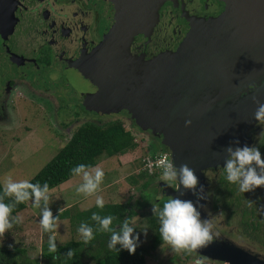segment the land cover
Here are the masks:
<instances>
[{
	"label": "rangeland",
	"instance_id": "374dc122",
	"mask_svg": "<svg viewBox=\"0 0 264 264\" xmlns=\"http://www.w3.org/2000/svg\"><path fill=\"white\" fill-rule=\"evenodd\" d=\"M194 3L197 4L199 2L195 0ZM196 4L190 5V7L195 8ZM255 8H253L254 12H256ZM70 11L71 8H67L66 17L72 16ZM191 21V23L188 22L185 25L197 32L207 20L199 22L200 19L195 17ZM233 21L234 19L228 18L224 24L228 26ZM253 25L263 30L261 32L262 35L260 38L256 34H251L252 37L250 35V39L256 40L258 38V41H255L256 44L252 48L251 46L245 47L242 57L238 56L239 50L236 48L231 50L234 57L224 56V50L222 54L217 52L216 56L212 53L207 55L203 49L199 50V47L204 48L205 45H210L213 46V53L215 54V46L224 45L227 37L225 34L216 36L215 34L207 33L208 36H204L203 39L202 36L196 35L198 43L191 39V35L184 36V39H178V36L172 35L175 38L174 42L177 41L178 44L174 51L171 49H160L151 56L140 58L129 54L123 58L114 54L117 51L111 48V51L102 50L98 63L91 65V67H89V64L94 61L93 55L88 56L90 62L84 59L76 63V60L73 64H78V67H76L82 70L79 76L72 72L68 74L64 72L63 76H58L55 70H19L26 74L23 75L18 72L16 75V81L19 80L18 83L23 84V89L11 88L9 89V96H7L6 92L5 94L2 93L0 100V181L8 174L14 180H29L68 141L71 134L86 122L90 121L98 125H105L111 122L119 123L125 131L131 133L134 138L135 148L123 155L109 158L102 156L97 159L94 167L99 165L104 171V178L97 195L104 197L105 204H126V207L128 205L127 211L132 210L136 213L131 216V219L135 221L133 224L136 228L134 236L139 235L136 250L148 249L153 239V232L150 230L146 219L153 214L152 206L156 197L155 195L154 197L152 196L156 191L157 194L161 195L162 192L158 189L161 187L168 192V196L164 195V198L172 197L171 193L176 190L177 185L169 187L161 181L160 170L153 173V176L143 170V160L148 157L166 154L159 145L157 129L135 123L124 107H119L117 112L110 108L111 106L113 107V99L110 96H114V93H112L114 87L109 86L111 93H108L109 89L105 88V85L108 83V75H111V73L116 74V71H113L110 65L113 64L114 60H118V66H120L121 62L119 59H122V65L126 67L125 70H132L129 72L130 74L133 72L134 75L142 78L150 72L148 70H151V78L156 79L154 83V90L156 91L155 86L158 85L159 87L161 82H157L159 78H162L160 76L171 75L173 73L172 70L181 73L189 70L194 72L193 69H196L198 73L200 71V77L203 75L204 81H210L214 75V78L219 76V80L228 82L235 70L246 64L248 66L240 69L238 76L244 84L242 88L246 87L248 92H251L253 90H249V85L255 84L257 87L264 81V22L255 21L254 19ZM218 30L222 32L224 28L218 26ZM251 32L254 33L255 30ZM163 38L167 40L165 34H163ZM185 39H188V41ZM244 41L232 38L229 41V46L225 48L230 49L231 45L238 44L241 46ZM130 47H132V44H130ZM196 47H198V50L195 49ZM189 48H192L191 53H189ZM208 50L210 51L211 49L209 48ZM173 53L186 54L182 55L183 59L179 61V57L173 55ZM132 58H139V65H141L140 62L144 64L152 62L155 64L151 65L153 70L146 66V68L140 67L138 64L129 65L131 63H128L129 61L126 62V59ZM69 62H71V59H69ZM159 63H161L160 67H162L163 63L167 64V73L162 74V70L158 71L156 69ZM134 66L137 69L132 68ZM2 67L1 65L0 73L4 71ZM86 67L90 75L84 72ZM105 69H107L106 73ZM247 71L250 73L249 76H252L251 81L248 83L243 79ZM92 73H95V78H92ZM10 79L12 81L15 80L13 78ZM112 79L114 80L115 78ZM128 80H130L129 82L133 81L132 78ZM26 84L27 87L25 86ZM182 91L184 92V90ZM245 95L246 93L243 96ZM4 106L8 109L5 110L7 115H2ZM262 130H264V125H259L257 122L242 136L236 137L228 147L260 146L257 137ZM237 141L239 142L238 144L236 143ZM154 147H156V150H154ZM228 147L223 149L225 154ZM260 152L262 158H264V151L261 150ZM189 153L190 158L195 163L194 171L199 181L196 191L199 192L200 187L204 190L203 195L205 198L198 201L195 196L194 203L201 214V219H208L209 213L214 217L221 213L214 220L215 231L219 236L214 242L231 245L264 262V187L238 195L239 191L236 185L229 184L225 180L226 183L223 188V185L218 182L217 173H219V167L224 166V160L219 164L217 163L218 161L213 160L211 157L201 158L202 152L198 153L192 150ZM81 182L80 177H72L61 183L65 190L61 194L59 193L61 197L57 200L63 203L68 202L64 206L68 207L66 211H70V215H75L79 211L76 204L71 206L75 201L71 200L69 195L76 193L75 189ZM223 189L232 191L233 194L226 195L222 191ZM221 191L224 198L221 197ZM77 195L81 194L76 193L75 196L78 197ZM80 198L83 201L77 202V204L80 203L81 207L79 209L81 211L95 206V197L85 198L81 195ZM211 199L216 203L220 200L224 204L218 203L217 208H219L212 212L209 204ZM248 201L254 203L249 205ZM62 204L49 203L52 213L60 211L63 208ZM249 206L250 209L253 207L255 209L248 213L244 212L248 211ZM29 207L40 215L43 202L40 209H34L32 204ZM29 207H26V210L24 209V212L19 215L20 223L15 224L4 236H0V247H22L30 257L40 259V246L46 240V237L43 236L44 233L41 231L39 221L36 220V215L35 217L34 215L30 216ZM249 222L253 223L245 230V226ZM254 224L257 228L254 227ZM77 229L78 227H74L66 219L65 224L56 226V243L61 246L69 241H81ZM238 239L240 242H238ZM251 248L254 250L252 251ZM143 257L144 264H194L193 256L185 257L183 254H172L166 246L161 248V245L154 251L144 252ZM39 264L44 263L39 260ZM204 264L223 263L204 259Z\"/></svg>",
	"mask_w": 264,
	"mask_h": 264
},
{
	"label": "flooded vegetation",
	"instance_id": "af4514ba",
	"mask_svg": "<svg viewBox=\"0 0 264 264\" xmlns=\"http://www.w3.org/2000/svg\"><path fill=\"white\" fill-rule=\"evenodd\" d=\"M194 1L0 0V66L4 68L0 73V100L2 93L6 92L9 96V89L23 87V84L18 83L19 80L16 81V75L18 72L26 74L19 70H55L58 76H63L64 72L79 76L82 70L73 63L84 59L90 62L88 56L101 45L140 58L151 56L160 49L174 51L178 44L172 35L184 39L187 31L190 32L185 23H191L195 17L209 20L223 13L221 18L224 21L234 19L232 23H252L254 19L264 22V0H197V4ZM193 4H196L195 8L190 7ZM67 8H71L70 17L65 16ZM262 31L258 29L249 33L260 38ZM193 35L196 37L194 31ZM3 109L2 115H7L5 110L8 109L5 106ZM258 147L264 151V146ZM221 168L217 177L224 188L226 181ZM224 190L226 195L232 192ZM222 191L221 196H224ZM218 203L222 202L209 200L212 212ZM254 209L249 206L248 211L244 212ZM252 223L249 222L245 230ZM254 227L257 228L255 224Z\"/></svg>",
	"mask_w": 264,
	"mask_h": 264
},
{
	"label": "water",
	"instance_id": "95a60500",
	"mask_svg": "<svg viewBox=\"0 0 264 264\" xmlns=\"http://www.w3.org/2000/svg\"><path fill=\"white\" fill-rule=\"evenodd\" d=\"M224 14L226 15V12ZM221 17H223V13L215 19L207 20L204 26L194 33L202 36V38L204 36L207 37L208 34H215L216 36L225 34L227 37L224 45L215 46V54L213 53V46L210 45H205L204 48L199 47V50L203 49L207 55L212 53L215 56L217 52L222 54L224 50V56L232 57L233 52L231 50L236 48L239 50L238 56L242 57L245 47L251 46L252 48L256 44L255 41H258V38L256 40L249 38L251 35L249 32L258 28L253 25V22L232 23L226 26L224 24L226 21ZM202 21L204 22L205 20L200 19L199 22ZM218 26L224 28V30L220 32ZM187 33L186 36H192L193 29H190V32L187 31ZM231 33H233V36H230ZM232 38L245 41L241 46L239 44L231 45L230 49H226L225 47L229 46V41ZM191 39L195 43L198 42L194 35ZM185 40L188 41V39ZM109 48L111 47L107 45H101L97 48L92 53L94 56L92 65L98 63L100 54H102L101 51H111L108 50ZM209 48L211 49L210 51L208 50ZM195 49L198 50V47ZM188 50L191 53L192 48ZM114 54L123 58L126 54L129 55V53L124 51ZM185 54L173 53V55L179 57V61L183 59ZM118 58L120 57L118 56ZM121 60L119 59L121 62L120 66H118V60L112 62L116 67L113 64L110 65L113 71H116V74L111 73V75H108V83L105 85V88L108 89L109 86L114 87L112 91L114 96H110L113 99V107L111 106L110 108L117 112L119 107H124L135 123L157 129L159 145L162 151L169 155V159H171V153L173 154L172 158L176 167H179L182 163H187L190 168L194 169L195 163L189 156V151L192 150L198 153L202 152L201 158L211 157L221 164L226 158L223 149L228 147L236 137L242 136L257 123L254 119L257 105L253 102L252 97L255 96L260 103L264 104V81L251 92H248L246 87L242 88L244 84L239 78L238 72L240 69L246 68L248 66L246 64L236 69L228 82L219 80V76L214 78V75L210 81H204L203 75L200 77L201 73L200 71L198 73L196 69H193L194 72L189 70L181 73L172 70L173 73L171 75L160 76L162 78H159L157 82H161L159 87L158 85L155 86V91L154 83L156 79L151 78V70H148L150 72L144 78L138 77L133 72L129 73L132 70H125L126 67L122 65ZM126 62L131 63L129 65H139V58L126 59ZM140 64V67H148L152 70L153 66L151 65H155L152 62L145 64L140 62ZM160 64L156 69L158 71L162 70V74L167 73V64L163 63L162 67H160ZM132 68L137 69L136 66ZM84 72L90 75L87 67ZM106 72L107 69H105ZM247 72L243 77L246 83L252 79V76H249L250 73ZM91 76L95 78V73H92ZM112 78L115 79L113 80ZM129 78H132L133 81L129 82ZM107 92L111 93L110 89ZM245 93L246 95L243 96ZM106 98L108 99V97ZM186 120L192 121L190 127H185ZM164 192L168 196V192L165 190ZM181 192H183V195L180 194ZM171 195L174 198L191 200L195 203V195H193L192 191L184 190L182 187L178 191V185ZM199 254L206 257V259L226 264H264L255 256L231 245L217 242H213L208 247L201 249Z\"/></svg>",
	"mask_w": 264,
	"mask_h": 264
},
{
	"label": "clouds",
	"instance_id": "9594fccd",
	"mask_svg": "<svg viewBox=\"0 0 264 264\" xmlns=\"http://www.w3.org/2000/svg\"><path fill=\"white\" fill-rule=\"evenodd\" d=\"M256 85H249V90H255ZM243 95V94H242ZM253 102L257 105L254 112V119L259 125H264V104L260 103L255 96ZM191 120L185 121V127H190ZM260 145H264V130L257 137ZM239 143L238 141L236 142ZM164 155L158 160L160 168V179L167 186L178 185V191L182 187L184 190L192 191L197 200L204 199L203 188L200 187L197 192L198 177L193 168L187 163H182L176 167L172 158ZM222 175L229 184H234L241 193L253 192L257 188L264 187V158L258 146L228 147L226 149V158ZM73 177H80L82 182L76 187L77 194L87 197H95V206L101 211L104 209L105 200L101 195H97L100 185L104 178L103 169L97 165L95 167L86 164H78L71 170ZM51 189L47 182L41 186L40 182L32 183L29 180H14L8 174L0 181V236H4L15 224L20 222L19 217H13L12 212L17 205L31 200L34 208L40 209L43 202L42 211H40L39 224L44 232L51 233L48 239V248L50 253L58 251L56 245V226L59 222V216L54 217L49 207ZM183 195V192L180 193ZM11 203H6L5 198ZM249 205L254 202L248 201ZM202 207V205H201ZM153 217L158 224V234L162 240L161 248L165 246L172 254H183L193 256L194 264H204L206 257L199 254L201 249L208 247L218 238L215 231L214 220L221 213L214 217L209 213L208 219H201L197 205L191 200L167 197L162 203H153ZM91 220L96 222L98 227H93L87 223L81 222L77 232L84 244L90 243L95 239L96 233H107L109 240L107 247L110 250H127L129 254H134L138 246L139 235H135V221L131 218H125L117 227H113L116 217L113 215H101L99 212H93ZM119 245V249L117 248ZM75 250H70L66 257L72 259ZM222 263V262H221ZM226 264V263H225Z\"/></svg>",
	"mask_w": 264,
	"mask_h": 264
},
{
	"label": "trees",
	"instance_id": "16d2710c",
	"mask_svg": "<svg viewBox=\"0 0 264 264\" xmlns=\"http://www.w3.org/2000/svg\"><path fill=\"white\" fill-rule=\"evenodd\" d=\"M134 148V138L119 123L111 122L105 125H98L89 121L79 126L71 134L68 141L29 181L32 183L40 182L41 186H43L44 182H47L50 189H52L73 177L70 170L74 166L83 163L94 167L97 159L102 156L109 158L123 155ZM154 150H156V147H154ZM158 189H160L162 194H157V191L153 192L152 197L154 195L156 197L153 203H162L167 199L164 198L166 194L163 188L159 187ZM232 194L231 192L230 195ZM221 197L224 198V196ZM5 202L11 203L7 197L5 198ZM27 202L17 205L12 212V216L16 217L19 212L24 210ZM127 207L126 204H105L102 211L93 206L88 210L76 213L74 217H69L66 211L53 216H59L60 219H68L74 227H79L81 222H84L95 228L98 226L96 222L91 220V215L93 212H99L101 215H113L116 217L113 227H117L125 218H131L132 215L136 214L132 210L127 211ZM146 220L150 226V230L153 232V239L148 249L136 250L134 254H129L127 250H120L118 252L110 250L107 247L109 240L107 233H96L95 239L88 244H84L82 241H69L60 246L56 243L58 251L50 253L48 239L51 233H46L41 228L46 240L40 246V259L30 257L22 247L1 246L0 264H39V260L44 264H144V252L154 251L162 244L157 230L158 224L153 214L149 215ZM119 247L117 245L118 249ZM70 250H75V255L72 259L66 257V254Z\"/></svg>",
	"mask_w": 264,
	"mask_h": 264
},
{
	"label": "crops",
	"instance_id": "0c3cea01",
	"mask_svg": "<svg viewBox=\"0 0 264 264\" xmlns=\"http://www.w3.org/2000/svg\"><path fill=\"white\" fill-rule=\"evenodd\" d=\"M63 190H65L64 188H63V185L62 184H60V185H58V186H56V187H54V188H52L51 189V192H50V196H51V199H50V202L49 203H55V204H62L63 202L62 201H58L57 199H59L60 197H61V193L63 192ZM60 193V194H59ZM76 194V193H75ZM75 194H73V195H69L71 198V200H74L75 202L71 205V206H75V204H76V207L78 208V212H82L81 211V209H79L80 207H81V205H79V204H77V202H81V201H83V199L82 198H80L81 197V195H77L78 197H76L75 196ZM68 202L66 201L65 203H63L61 206H63V210L61 209L60 211H58V212H53V215H55V214H58V213H60V212H64V211H66L67 209L66 208H68L67 206H64V205H66ZM32 204V202H31V200L30 201H28L27 202V204H26V207H29L30 205ZM26 207H25V210H26ZM93 207V206H92ZM70 208V207H69ZM35 209V208H34ZM88 209H90V208H88ZM88 209H86V210H88ZM85 211V210H84ZM22 212H24V210H22L21 212H19L17 215H16V217H19V215L22 213ZM66 213H67V215L69 216V217H74V215H70V211H66ZM29 214H30V216H33L34 215V217H35V215H36V220L37 221H39V219H40V215H38L36 212H35V210H32L31 209V207H29ZM32 218V217H31ZM62 220H63V222H62ZM66 220V219H65ZM65 220L64 219H60V221L58 222V223H64L65 224ZM20 223V222H19ZM62 224H57V225H62Z\"/></svg>",
	"mask_w": 264,
	"mask_h": 264
},
{
	"label": "built area",
	"instance_id": "2783aa9c",
	"mask_svg": "<svg viewBox=\"0 0 264 264\" xmlns=\"http://www.w3.org/2000/svg\"><path fill=\"white\" fill-rule=\"evenodd\" d=\"M163 156L164 155L148 157L147 159L143 160V170L146 171L149 175H154L153 173L158 172V170H160V168L158 167V160L163 158Z\"/></svg>",
	"mask_w": 264,
	"mask_h": 264
}]
</instances>
